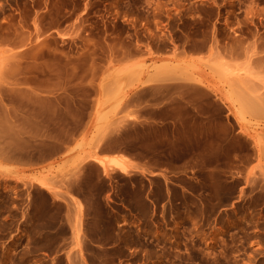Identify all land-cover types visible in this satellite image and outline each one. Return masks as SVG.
Masks as SVG:
<instances>
[{"label": "rangeland", "instance_id": "rangeland-1", "mask_svg": "<svg viewBox=\"0 0 264 264\" xmlns=\"http://www.w3.org/2000/svg\"><path fill=\"white\" fill-rule=\"evenodd\" d=\"M140 50L149 56L208 51L224 62L230 79L257 89L255 102L264 108V0H0V69L10 80L53 71L56 76L18 79L63 90L79 81L75 72H89V64L71 75L63 61L32 70L18 60L123 59ZM45 153L21 156L37 168L0 166V264H258L264 256L263 199L249 188L241 202L239 178L169 173L151 180L153 187L167 186L165 199L138 175L135 191L132 180L119 176L107 195L97 172L84 168L73 179L83 208L65 190L69 176L62 165L42 166L58 157ZM174 165L168 163L173 171ZM179 186L188 191L180 195ZM64 196L74 208L58 199ZM152 200L166 203L154 207ZM112 201L114 207L106 205Z\"/></svg>", "mask_w": 264, "mask_h": 264}, {"label": "crops", "instance_id": "crops-1", "mask_svg": "<svg viewBox=\"0 0 264 264\" xmlns=\"http://www.w3.org/2000/svg\"><path fill=\"white\" fill-rule=\"evenodd\" d=\"M62 61L68 74L86 64L89 72H75L79 81L63 90H40L18 78L39 80L41 75L56 76L55 72L34 70L10 80L7 70L0 69L1 169L40 166L21 156H41L45 151L42 156H58L42 166L53 161L62 165L69 176L65 190L83 208L73 182L84 168L97 172L98 184L106 187L107 195L114 192L119 176L132 180L135 191L138 175L148 182V191L165 199L167 186L153 187L152 179L169 173L219 174L239 178L241 202L249 188L261 196L264 217V108L255 102L257 89L243 88L239 80L230 79L224 62L208 56V51L188 56L169 50L149 56L140 50L123 59L79 55L18 63L33 70L41 63ZM233 99L239 105L232 108ZM57 132L63 137L57 138ZM114 162L122 163L125 171ZM169 162L175 163V171ZM74 165L82 170L79 175L73 172ZM179 187L180 195L188 191ZM71 198L58 197L67 209L75 207ZM151 203L161 207L166 200ZM106 205L114 207V202ZM258 264H264V256Z\"/></svg>", "mask_w": 264, "mask_h": 264}, {"label": "bare ground", "instance_id": "bare-ground-1", "mask_svg": "<svg viewBox=\"0 0 264 264\" xmlns=\"http://www.w3.org/2000/svg\"><path fill=\"white\" fill-rule=\"evenodd\" d=\"M96 161H97L101 166H104V167H105V164H104V162H103L102 160L96 159ZM114 164H115V166H116L119 170H121V171H125V166H124L122 163H120V162H114ZM37 181H38V184H39L40 186L45 187V184H44V182H43L42 180L38 179Z\"/></svg>", "mask_w": 264, "mask_h": 264}]
</instances>
